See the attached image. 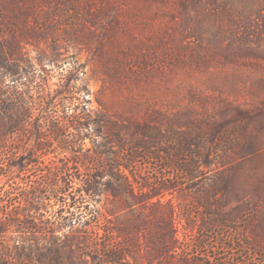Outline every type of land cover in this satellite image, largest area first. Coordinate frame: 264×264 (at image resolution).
<instances>
[{
	"label": "trees",
	"instance_id": "1",
	"mask_svg": "<svg viewBox=\"0 0 264 264\" xmlns=\"http://www.w3.org/2000/svg\"><path fill=\"white\" fill-rule=\"evenodd\" d=\"M255 5L0 0V183L12 189L18 180L23 193L9 208L10 190L0 194L8 195L0 198V264H203L190 245L223 231L237 237L233 251L242 260L252 255L264 264V99L257 86L264 76L231 83L226 95L173 81L182 66L203 65L199 49L211 63L243 66L245 56L207 44L223 34L230 45L258 40L264 0ZM209 27L212 40H203ZM40 44L53 52L84 47L103 70L104 88L131 108L92 115L80 66L54 76L57 56L40 60L47 70L24 65V48ZM171 88L186 92L185 108L180 97L168 101ZM152 163L168 176L139 178ZM107 190L123 208L99 209ZM166 194L172 197L163 201ZM176 217L184 221L181 240Z\"/></svg>",
	"mask_w": 264,
	"mask_h": 264
},
{
	"label": "rangeland",
	"instance_id": "2",
	"mask_svg": "<svg viewBox=\"0 0 264 264\" xmlns=\"http://www.w3.org/2000/svg\"><path fill=\"white\" fill-rule=\"evenodd\" d=\"M245 2L249 3H256V5L253 7V10L257 9V6L261 0H244ZM256 12V11H255ZM257 15H253V17H257ZM259 19V18H256ZM261 23V22H260ZM210 23H207L204 25L206 28ZM260 32H258V40L254 39L253 43H246L244 45H241L239 43L231 44L228 43L227 36L223 34L218 35V43H208L207 47L208 49H212L214 52L217 53H223L227 57H231L233 55L241 54V57L239 58L238 62H244L241 66L237 65H224L221 66L219 64L211 63L208 59V56L205 54V49H199V53L201 56L205 58L204 61H202L203 65L201 64L199 67L196 68H189L184 67L178 71L176 78L173 79L175 82H181L185 85L191 86L192 88H202L206 91V93H210L216 90H219V93L222 95H226L228 93V90H230L229 86L231 83L240 84L242 83H248L250 79H255V75H262L264 76V69L254 67L251 65V63L259 62V64H264V28L263 24H260ZM215 34V33H214ZM203 40H212V34H211V28L209 27V30L203 32ZM61 44H64V42H61ZM196 44V38L192 40V42H189V45L187 47L194 48ZM228 44L230 46H228ZM66 50V51H65ZM24 54V60L25 64L27 66H30L34 69L44 67L46 70L49 68L48 65H46V61H40L42 58L47 60V58H55L57 56L55 61V66L53 68V74L56 76L59 71L62 69L64 70L65 74L72 70V68L79 67L81 68L82 74L79 76L81 80V84L86 88V91L88 92V95L86 99L88 100L87 107L90 110L91 114H106L108 116H112L116 113L123 112L125 110H129L131 108V105L128 101L123 99V95L120 93H112L110 90L104 88V81H105V75L103 73L102 68L100 67V64L94 59L93 55L87 51L82 46H76V45H69L68 48L64 49L63 46L60 48H57V52H53L52 47L47 44H40L38 46H26L23 50ZM56 78H51V83L56 82ZM258 88H261L259 91V95L264 99V83L263 82H257ZM182 87V86H181ZM183 88V87H182ZM185 91L186 89L183 88ZM153 90H150L148 88L149 94L152 93ZM185 91L180 90V88H171L169 93L168 101L172 100L174 97H180V103L182 107L185 108L186 106V100L184 101L183 96L186 94ZM182 98V100H181ZM145 106V105H143ZM142 106V107H143ZM162 108V107H161ZM140 111V107H139ZM143 111H140L142 113ZM113 117V116H112ZM88 142V141H87ZM48 159H45V163ZM2 163V162H0ZM160 165L156 163H152L150 166L144 167L142 166V169L139 171L140 175L139 178L142 179H155L157 176V172L161 174V176H168V171L163 172L159 169ZM47 169H52V167L48 166ZM3 172V171H2ZM52 172V171H51ZM36 175H39V172L35 170L33 172L32 179H35ZM35 177V178H34ZM38 177V176H37ZM18 180L11 181L9 185L12 187L10 189L8 185H3L0 183V194L3 195V192L5 190H10L11 198L8 200L7 198H2V195H0V198L2 200H8L7 207L9 208L11 204L16 203L18 196L22 195L23 193H20V187L21 185L17 184ZM29 179L23 178L22 182L25 184L28 182ZM40 182L41 180H37V182ZM63 181V179H62ZM20 182V183H22ZM58 184V182L56 183ZM63 184V183H62ZM49 192H53L52 190ZM54 193V192H53ZM51 193V194H53ZM112 192L110 190H107L103 193L100 199L99 209L104 213L105 209L113 208L116 210H119L123 208V204L120 202L114 201L112 197ZM180 196L177 193H174V195ZM4 195V196H6ZM170 194H166L162 200L168 201L171 199ZM190 197V196H189ZM187 197V198H189ZM47 199H50V197L47 195ZM60 198V201L63 200L64 195H61L58 197ZM183 198V197H182ZM180 199L178 197L177 199H173V203L176 205L177 203L181 202L183 199ZM175 200V201H174ZM177 200V201H176ZM54 199H52L51 203L54 204ZM4 206V203L3 205ZM54 208H57L56 206ZM184 221L179 220L176 217L175 225L177 228V236L181 240L183 238V230L182 225ZM224 232V233H223ZM223 232H217L215 233H207L203 236H199V238H202L205 245L201 247L195 246L196 242L194 241L193 244L190 245V248L194 254H198L199 258L202 260L203 264H260L259 258L255 259L252 255H248V257L245 260H242L239 255H237L236 251H233V248L236 249L238 247L237 244H235L233 241L236 240V236L233 234L223 231ZM221 233H223V236L221 237ZM221 237V238H220ZM197 241V240H196ZM195 244V245H194ZM192 246V247H191ZM232 248V250H231ZM245 253H243L244 255ZM233 256L234 259H230V257ZM240 261V262H239ZM229 262V263H227ZM239 262V263H238Z\"/></svg>",
	"mask_w": 264,
	"mask_h": 264
}]
</instances>
